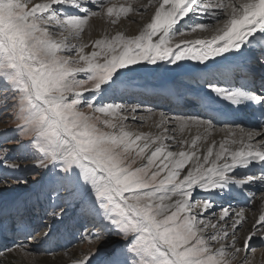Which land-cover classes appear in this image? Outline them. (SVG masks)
<instances>
[{
	"label": "snow or ice",
	"instance_id": "6c2138e0",
	"mask_svg": "<svg viewBox=\"0 0 264 264\" xmlns=\"http://www.w3.org/2000/svg\"><path fill=\"white\" fill-rule=\"evenodd\" d=\"M125 18L136 33L117 27ZM161 69L190 76L204 112L148 108L158 119L146 132L130 123L141 105L115 99L129 74ZM0 112L17 122L0 134V168L25 186L39 177L33 196L0 207V237L11 234L0 256L33 255L29 240L48 239L71 209L89 248L64 264H98L109 241L105 264H250V242L264 241V0H0ZM257 191L254 218L227 200ZM30 207L52 222L39 233Z\"/></svg>",
	"mask_w": 264,
	"mask_h": 264
},
{
	"label": "rangeland",
	"instance_id": "374dc122",
	"mask_svg": "<svg viewBox=\"0 0 264 264\" xmlns=\"http://www.w3.org/2000/svg\"><path fill=\"white\" fill-rule=\"evenodd\" d=\"M123 1V0H120ZM150 12L147 11L144 14V17L148 16V13ZM146 17L144 19H146ZM127 19V20H126ZM136 20L138 21V19L136 18ZM138 23L136 22H132L131 19L125 18L122 19L121 21V25L123 26H129V25H137ZM198 36H201V34H192L189 36L184 37L185 39H194ZM151 67V66H150ZM129 78L131 80V84L130 87L127 91H131L133 90V92L131 93V95L127 94V91L123 92L120 94V98H116L115 102L117 103H127V104H140L141 105V110L138 111L137 115L138 116H142L144 117L147 113V111L145 110V108H152L154 109L155 112H159V111H164L166 112L169 116H175L178 114H190L192 112V110L190 111L188 106L186 108H184V111H190V113H183L182 111H180L179 109H175L177 107L171 106L172 109L169 107L168 105V101L165 100L164 102L157 103L155 100L154 101V97L155 94L160 92V89H164L165 87H169L170 91L173 90V92H180L182 89H184L185 91L188 90H193L192 87L193 86H197L195 84V82L192 80V78L190 76H187L185 74H177L175 76L172 77V79L165 81L163 76L161 75V73L158 72H148V71H144V72H138V73H134V74H129ZM136 86V87H134ZM133 87V88H132ZM147 88H153L156 89L158 91L155 92H149L148 94L145 91H141ZM198 87V86H197ZM135 88V89H134ZM198 88H195V90H197ZM137 90V92H135ZM148 90V89H146ZM169 91V92H170ZM135 93V95H133ZM142 93L145 94V96H142ZM151 93H153V95H151ZM137 94H141L140 97H137ZM168 94V93H167ZM194 94V92H193ZM85 95H88V93H85ZM162 95V94H161ZM144 100H143V99ZM189 98L188 101H190V98H192V96L187 97ZM156 99V98H155ZM105 102H111V100H106ZM194 103V102H193ZM143 108V109H142ZM175 109V110H174ZM191 114H195V113H191ZM145 119V118H144ZM150 121V120H149ZM130 123L133 124V127H138L143 131H155V126H153L151 123H148L147 120H143V121H135V122H131ZM17 126V122L11 119V116L8 113H3L0 112V134H3L5 131H7L8 136H13L14 133L11 131V129L15 128ZM223 125H217V128H222ZM6 139L5 136L0 135V140H4ZM11 147H16L17 145L10 143ZM25 154L23 153V151L21 152H17L15 153V155L19 156ZM20 163L23 164H29L31 163V161L29 160H22V161H18ZM5 174H7L8 176L12 177V179L9 181L10 186L8 188H4L3 185H0V192L3 193H8L9 196L7 197L6 200H4L2 202V205L0 207L6 208L8 207L10 204H12L14 201L20 200L23 201L26 197L29 196H33L34 192L38 190L39 186L32 184L31 180H35L38 179L39 177L32 175L30 177V181L28 183L27 186L22 185V184H18L14 177L17 175H20V173L18 172H11L8 169H4V168H0V176H4ZM25 176L28 175V173H24ZM256 190V188H254V191ZM196 195H203L202 193H196ZM236 196V197H233ZM259 196H260V192L257 191V199L256 201H259ZM233 197V198H232ZM227 200H229L233 205L239 206V207H245L246 210V214L250 217H256L257 216V211L256 208L254 207V203L256 201H252V202H248V200L246 199V197L244 195H242V197L240 198L239 195L237 193H233L232 196L228 197ZM240 204H245L246 205H239L237 203ZM225 201H221V203H224ZM45 206H46V202H45ZM42 212H40L38 209L32 210L29 214H28V219H30L33 222V225L35 227H37V231L36 233H39V230H41L43 228L44 225L52 223L48 216L45 214V212L43 210H41ZM75 223H80V227H78V232L76 233L77 239L76 241L71 244L69 247H60L55 251H48L47 246L45 243V239L40 242V243H36V241H31L29 240L30 246L31 245H35V251L33 253V255L31 256H26L23 255V258H25L28 261H33V259L39 258L41 256H50L51 258L56 255H62L67 257H70L72 253H77L80 252L81 250H87L89 248V244L85 241H83L81 239V232L83 231V221L80 219L79 214L77 212L76 209H71L69 211V215L62 221L59 223L54 224V230H55V235L56 238L59 237L60 234L64 233L65 230H67L69 227L74 226ZM251 221H249L243 228V230L240 232V236L241 238H243L244 235L247 234V232L249 231L248 227L250 226ZM252 245L255 246L256 251L250 256V264H264V254H263V250H264V241H261L258 238H254L252 242H250ZM59 245H62L61 243ZM46 246V247H45ZM118 245H116L114 242H107L102 250L100 251L98 257H97V261L98 264H105L107 258L111 255V253L113 252L114 248H116ZM95 248V245L93 246ZM72 251V252H71Z\"/></svg>",
	"mask_w": 264,
	"mask_h": 264
},
{
	"label": "bare ground",
	"instance_id": "6f19581e",
	"mask_svg": "<svg viewBox=\"0 0 264 264\" xmlns=\"http://www.w3.org/2000/svg\"><path fill=\"white\" fill-rule=\"evenodd\" d=\"M119 2H124V0L123 1H120L119 0ZM145 2H146V0H145ZM151 14V11L148 13V16ZM147 16V17H148ZM146 17V16H145ZM144 17V18H145ZM147 17H146V19H147ZM137 19H138V21L140 20V17L139 16H137L136 17ZM145 19V20H146ZM127 20V19H126ZM94 23L98 26V30L100 29V27H102V26H106V22H104V21H100V20H96V21H94ZM119 29H121V30H124L126 33H136L137 32V30L140 28V23H138L137 25H129V26H123V25H121V23L117 26ZM93 35L94 36H96L97 35V33H93ZM196 38H202V34H201V36H198V37H196ZM185 63H189V64H191L192 62H185ZM159 73H161V75L163 76V78H164V80L165 81H168V80H170V79H172V77L173 76H175V75H177V74H183V73H169V72H165L163 69H161L160 71H159ZM134 87H136V86H134ZM133 88V87H132ZM135 89V88H134ZM146 89H148V90H146ZM146 89H144V90H141V91H145L147 94L149 93V92H155V91H158V90H156V89H153V88H147L146 87ZM195 90V89H194ZM169 91H170V89H169V87H165L164 89H160V92L159 93H157V94H155V96L157 95V96H161L163 99L165 98V96L167 95V93H169ZM133 92V90H131V91H127V94H129V95H131V93ZM135 92H137V90L135 91ZM192 92V91H191ZM189 93V92H188ZM193 93V92H192ZM162 94V95H161ZM133 95H135V93L133 94ZM140 95L141 94H137V97H140ZM145 96V94L144 93H142V96ZM151 95H153V93H151ZM143 96V97H144ZM194 98H196V97H198V98H200L199 97V95H198V89L197 90H195L194 91ZM143 99V98H142ZM144 100V99H143ZM165 100H163L162 102H164ZM193 102H195V100H193V101H191L190 103H193ZM215 107H217V108H224L225 107V105L223 104V102H219V103H217V104H215ZM143 109V108H142ZM145 110L147 111V108H145ZM144 120H147V122L148 123H151L153 126H155V120L156 119H158V116L157 117H154V118H149L148 117V114H146L145 116H144ZM150 120V121H149ZM218 130L213 134V137L216 139V140H220V139H222V137H223V133L222 132H220L219 131V128H217ZM195 134V130H192V135H194ZM185 135L186 136H189V134L188 133H185ZM255 188V187H254ZM254 188H253V190H254ZM235 193H237L238 195H239V197L241 198L242 197V194L241 193H239V192H235ZM9 196V194L8 193H3V192H0V206L2 205V202L4 201V200H6L7 199V197ZM258 202L259 201H256L253 205H254V207L256 208V211H257V216L259 215V210H258ZM250 226H251V224H250ZM250 226L248 227V229L250 228ZM248 233V232H247ZM54 235V236H53ZM53 235L51 234L50 235V237L48 238V239H45V243L44 244H46V246H49L52 242H53V240H54V237H55V234H54V232H53ZM72 252V251H71ZM263 254H264V250H263ZM0 259H9V260H11V264H64V262L67 260V259H69V257H65V256H62V255H56L55 257L53 256L52 258L50 257V256H41V257H39V258H36V259H33V261H28V260H26L25 258H23V255L22 254H20V253H14V254H4L3 256H0Z\"/></svg>",
	"mask_w": 264,
	"mask_h": 264
}]
</instances>
